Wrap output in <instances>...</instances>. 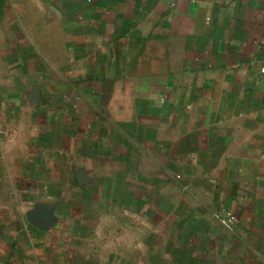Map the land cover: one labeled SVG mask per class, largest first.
Returning <instances> with one entry per match:
<instances>
[{
    "label": "crops",
    "instance_id": "crops-1",
    "mask_svg": "<svg viewBox=\"0 0 264 264\" xmlns=\"http://www.w3.org/2000/svg\"><path fill=\"white\" fill-rule=\"evenodd\" d=\"M0 264H264V0H0Z\"/></svg>",
    "mask_w": 264,
    "mask_h": 264
},
{
    "label": "water",
    "instance_id": "water-1",
    "mask_svg": "<svg viewBox=\"0 0 264 264\" xmlns=\"http://www.w3.org/2000/svg\"><path fill=\"white\" fill-rule=\"evenodd\" d=\"M30 221L33 225H35L36 227L40 229H44L48 223L46 216H45V212L42 209H38L37 211H35L31 215Z\"/></svg>",
    "mask_w": 264,
    "mask_h": 264
},
{
    "label": "built area",
    "instance_id": "built-area-1",
    "mask_svg": "<svg viewBox=\"0 0 264 264\" xmlns=\"http://www.w3.org/2000/svg\"><path fill=\"white\" fill-rule=\"evenodd\" d=\"M220 220V223L227 228L228 230L232 231L236 224V217L231 213H225L222 216L218 217Z\"/></svg>",
    "mask_w": 264,
    "mask_h": 264
}]
</instances>
